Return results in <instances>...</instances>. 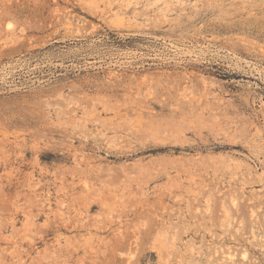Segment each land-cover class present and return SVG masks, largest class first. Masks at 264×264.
I'll return each mask as SVG.
<instances>
[{
  "label": "rangeland",
  "instance_id": "374dc122",
  "mask_svg": "<svg viewBox=\"0 0 264 264\" xmlns=\"http://www.w3.org/2000/svg\"><path fill=\"white\" fill-rule=\"evenodd\" d=\"M0 264H264V0H0Z\"/></svg>",
  "mask_w": 264,
  "mask_h": 264
}]
</instances>
